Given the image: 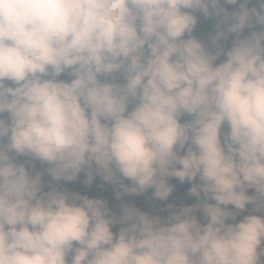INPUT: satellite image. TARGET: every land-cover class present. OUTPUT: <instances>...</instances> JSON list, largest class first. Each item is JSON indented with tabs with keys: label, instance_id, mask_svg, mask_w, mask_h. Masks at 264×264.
Returning <instances> with one entry per match:
<instances>
[{
	"label": "clouds",
	"instance_id": "clouds-1",
	"mask_svg": "<svg viewBox=\"0 0 264 264\" xmlns=\"http://www.w3.org/2000/svg\"><path fill=\"white\" fill-rule=\"evenodd\" d=\"M32 161L117 199L187 181L197 202L117 214L45 190ZM249 204L264 211V0H0V264H264Z\"/></svg>",
	"mask_w": 264,
	"mask_h": 264
},
{
	"label": "rangeland",
	"instance_id": "rangeland-1",
	"mask_svg": "<svg viewBox=\"0 0 264 264\" xmlns=\"http://www.w3.org/2000/svg\"><path fill=\"white\" fill-rule=\"evenodd\" d=\"M226 8H228L229 10L235 9L238 7V5H225ZM252 5L250 4L249 7H251ZM209 26H205L202 27L203 30L208 29ZM215 27L210 29V30H205L206 32L208 31V40L207 43L210 44V36L214 35L215 33ZM230 42H231V37L229 38V41L227 43V47H230ZM223 58V57H222ZM29 160V158L27 157H18L17 161L18 163L20 162H25ZM31 163L35 164V169L30 168V171H41L44 172V175L42 176V180L45 184V190H48V184L49 182H51L53 185H56L58 187H60L61 189H67L70 192H77V188H75L72 184H70L67 181H54L52 179V177L50 175H48L44 170L46 169L47 165L41 164L39 161H32ZM29 165L26 164V167H28ZM80 179L81 182L85 185V181L87 179V174L84 172H81L77 179ZM78 183V181H77ZM170 184L174 185V191L171 194V196L169 197L172 201H190V197L187 194V192L184 190V188L182 187L181 183L175 179H171L169 181ZM88 189H90L93 193H96V195L99 196V199H104L108 202L109 207L115 211L117 214H119L120 212V205L121 204H128V203H133L136 207H138L141 211H145L148 212L151 215H154V210L151 207V203L152 201L156 200L155 198H153V196H148L147 194L143 193L140 195H125L123 197H121L120 199L116 198L115 192H116V188L114 185L107 183L105 181H103L98 175L95 177L93 183L91 185H87ZM151 190V189H150ZM253 190V189H252ZM249 191V190H248ZM254 191V190H253ZM250 195L252 193H249ZM150 198V200H149ZM151 198H153V200L151 201ZM231 207V206H229ZM249 214H254V215H262L264 216V211H257L252 204H249L246 208V210L244 212H242V216L241 218H243L244 215H249ZM198 219L199 216H197ZM201 223H206L201 221ZM119 226H117L118 228ZM117 228H114V231H117ZM264 259V258H262Z\"/></svg>",
	"mask_w": 264,
	"mask_h": 264
},
{
	"label": "trees",
	"instance_id": "trees-1",
	"mask_svg": "<svg viewBox=\"0 0 264 264\" xmlns=\"http://www.w3.org/2000/svg\"><path fill=\"white\" fill-rule=\"evenodd\" d=\"M223 7H226V6L223 5ZM197 15L199 17V20H198L197 28L194 31V35H196L197 38H200L205 43H207V40H208V37H207L208 34L207 33H208V31L206 32L205 30H210V29L214 28L216 23H217V19L215 17L205 19L202 16V14L197 13ZM206 25L209 26V28L203 30L202 27H205ZM252 30H257L258 31V30H260V26L256 25V26H254L253 29H245V31H244V33H242V35H250ZM233 38H234V36L231 37V40ZM230 45H231V42H230ZM60 79H69V78L66 77V76H61ZM188 119H190V117L184 116V117H182V122H185ZM77 181H78V183H77ZM69 183L72 184L75 188H77V192H79L80 194L88 195L90 198H99V196L96 195V193H93L90 189H88L86 184L84 185L79 178L76 179L75 181H71ZM181 185H182V187L184 188V190L188 194V190L191 187V184L186 181V182H184ZM152 191L153 190H150L148 194L152 195ZM249 193L254 194V191L252 189H249ZM189 197H190V201H188V202L182 201V200H180V201H172L170 198L167 201H161L159 199H156L155 201L152 202V206H151L153 208V210L155 211L154 215H160V216L166 217L173 210V209L169 208V205H175L177 207H179V206H190V205L195 204L197 202L195 197L190 196V195H189ZM149 200H150V198H149ZM152 200H153V198H151V201ZM197 216H199L201 221L206 222V221L203 220L201 213L197 212ZM237 218H239V217H237Z\"/></svg>",
	"mask_w": 264,
	"mask_h": 264
}]
</instances>
